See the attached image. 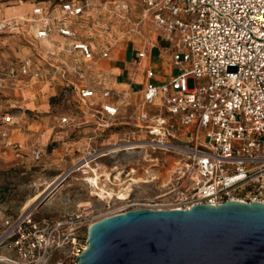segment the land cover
I'll return each mask as SVG.
<instances>
[{
	"label": "built area",
	"instance_id": "built-area-1",
	"mask_svg": "<svg viewBox=\"0 0 264 264\" xmlns=\"http://www.w3.org/2000/svg\"><path fill=\"white\" fill-rule=\"evenodd\" d=\"M134 5L138 15L131 19L127 0H37L27 13L0 19V35L42 45L16 66L0 61V87L41 78L35 64L40 57L62 84L76 83L83 104L95 94L109 99L116 95L112 90L88 85L87 69L77 58L89 62L93 54L87 43L75 39L72 20L84 17L102 35L116 34L115 22L130 23L126 34L140 33L151 20L166 44L161 54L169 56L176 73L156 82L152 69H145L136 120L148 147L186 158L189 184L178 206L167 209L264 203V0H139ZM52 34L63 41L56 42ZM156 47L144 39L137 57ZM95 114L115 118L119 111L102 103ZM60 124L68 125L69 119L62 117ZM107 216L88 224L73 215L37 217L31 209L2 216L0 264H78L86 248L82 228Z\"/></svg>",
	"mask_w": 264,
	"mask_h": 264
},
{
	"label": "rangeland",
	"instance_id": "rangeland-1",
	"mask_svg": "<svg viewBox=\"0 0 264 264\" xmlns=\"http://www.w3.org/2000/svg\"><path fill=\"white\" fill-rule=\"evenodd\" d=\"M35 1L0 0V19L27 13ZM41 49L24 38L0 35V61L5 65L16 66ZM35 64L41 78L0 87V217L31 209L37 217L73 215L88 224L130 209L178 206L189 187L186 158L146 145L148 136L136 120L138 102L124 100L117 117L101 118L90 106L93 100L79 101L72 76L67 78L75 85H65L40 57ZM86 75L88 85L98 91L96 82L103 73L98 79L88 68ZM187 86L193 87V80ZM62 117L69 119L68 125L60 124ZM91 169L111 197L98 195L86 180L94 176ZM120 194L126 198L118 199ZM86 233L82 228V246Z\"/></svg>",
	"mask_w": 264,
	"mask_h": 264
},
{
	"label": "water",
	"instance_id": "water-1",
	"mask_svg": "<svg viewBox=\"0 0 264 264\" xmlns=\"http://www.w3.org/2000/svg\"><path fill=\"white\" fill-rule=\"evenodd\" d=\"M78 264H264V203L136 208L87 228Z\"/></svg>",
	"mask_w": 264,
	"mask_h": 264
},
{
	"label": "crops",
	"instance_id": "crops-1",
	"mask_svg": "<svg viewBox=\"0 0 264 264\" xmlns=\"http://www.w3.org/2000/svg\"><path fill=\"white\" fill-rule=\"evenodd\" d=\"M95 1L98 2L99 0ZM127 1L132 5L131 19H134L138 15V8L134 5V0ZM41 5L46 4L42 3ZM16 15H21V13H16L14 16ZM115 25L116 34L102 35L94 32L84 17L72 20V27L77 31L75 39L87 43L93 54V58L89 62H84L79 57L77 61L87 67V70L88 68L94 70L98 79L102 76L101 72L103 73V79H101L103 82H96V87H99L98 90L107 88L116 94L109 99H103L100 95L95 94L89 99L90 101L93 100L90 106H95V109H98L102 103H111L118 108L120 114L124 100L131 98L134 99L135 104H137L136 102L139 103L141 90L145 83L144 71L147 67L152 69L156 82L167 80L176 73V69L170 63L169 56L161 54V49L166 44L160 37L159 29L151 20L145 21L140 27V33L135 34H126L130 28V23L115 22ZM52 39L56 42L63 41V38L56 34H52ZM144 39L153 41L157 47L139 59L137 54ZM105 50L109 51L108 57L102 58L101 53ZM64 55L67 56V54Z\"/></svg>",
	"mask_w": 264,
	"mask_h": 264
},
{
	"label": "bare ground",
	"instance_id": "bare-ground-1",
	"mask_svg": "<svg viewBox=\"0 0 264 264\" xmlns=\"http://www.w3.org/2000/svg\"><path fill=\"white\" fill-rule=\"evenodd\" d=\"M83 167H89L88 165H84ZM91 172H93V177H88L86 180L95 188V190L98 191V195H100L101 197L105 198V197H111V193L106 191L103 187L99 186L98 184V176L96 173L95 169H91ZM38 198V196L34 197L33 199H31L30 201L27 202V204H25V209L30 208V206L32 205V203H34L36 201V199ZM126 197L123 194H120L118 196V199H125ZM116 215V214H114ZM112 216V215H110ZM109 217V216H107Z\"/></svg>",
	"mask_w": 264,
	"mask_h": 264
}]
</instances>
